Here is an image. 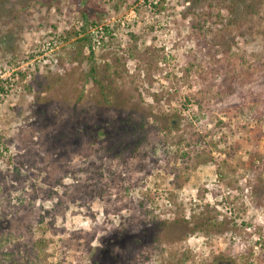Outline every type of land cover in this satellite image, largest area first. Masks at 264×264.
<instances>
[{
  "label": "rangeland",
  "instance_id": "1",
  "mask_svg": "<svg viewBox=\"0 0 264 264\" xmlns=\"http://www.w3.org/2000/svg\"><path fill=\"white\" fill-rule=\"evenodd\" d=\"M1 1L0 264H264V0Z\"/></svg>",
  "mask_w": 264,
  "mask_h": 264
},
{
  "label": "trees",
  "instance_id": "2",
  "mask_svg": "<svg viewBox=\"0 0 264 264\" xmlns=\"http://www.w3.org/2000/svg\"><path fill=\"white\" fill-rule=\"evenodd\" d=\"M232 3L226 5L228 12H235L238 6L237 0H232ZM0 3H3L2 1ZM87 38V37H86ZM96 68H92V75H95ZM105 89V86L104 88ZM149 121L148 117L137 118L133 114L127 115H118L114 120H109V122H103L107 126V131H104L107 141H109V150L113 153V156H122L125 153H133L138 149V146L141 144L142 139L146 136L145 132L147 130V122ZM108 123V125L106 124ZM100 127H105L103 125H96L97 130H100ZM95 128V126L93 127ZM92 127L88 125L80 124L78 126V137L81 139L91 138L92 140L97 137L95 135ZM88 136V137H86ZM137 138V140H135ZM139 242L140 240L137 239ZM105 243V242H104ZM108 250L101 249L99 256H102L103 251Z\"/></svg>",
  "mask_w": 264,
  "mask_h": 264
}]
</instances>
